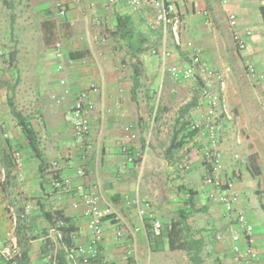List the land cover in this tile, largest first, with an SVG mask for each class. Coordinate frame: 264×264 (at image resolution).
<instances>
[{
  "label": "crops",
  "instance_id": "0c3cea01",
  "mask_svg": "<svg viewBox=\"0 0 264 264\" xmlns=\"http://www.w3.org/2000/svg\"><path fill=\"white\" fill-rule=\"evenodd\" d=\"M172 2L181 13L182 41H191L200 47L211 64L229 67L231 70L224 97L234 112L235 120L231 123L220 121L219 146L224 157V177L234 178L235 190L239 194L236 209L246 213L254 228L258 222L252 210L251 193L256 191L259 197L264 188V113L258 104L260 98L264 99V81L258 89H254L244 74V66L252 64L264 74V21L260 14V8H264V0H229L225 9L218 0ZM16 3L19 16L23 12L25 14L17 20L16 30L29 28L32 24L36 31V45L43 48L39 56H28V43L23 40L16 47L17 56H3L4 51L0 49V74L3 72L1 69H5V76L9 75L7 80H0V92L4 90L6 93V96H0V119L5 122L8 132L7 139L0 132V169H5L7 173L6 185L0 186V240H5L12 232L6 207L14 203L28 205L31 209L30 223L28 226L19 225L16 230L22 252L21 264H50V242L44 236L47 228L56 223L57 220L53 219L56 213L68 220L66 228L69 226L70 232L67 237L72 245L87 243L89 232L82 214L80 197L93 191L99 196L100 206L110 207L115 214L103 224L104 237L95 264H140V255L154 246L155 240L148 238V222L145 224L146 229L141 228L131 204L136 195L151 198L156 206H165L175 212V215L161 219L162 226L170 224L169 230L171 224L177 222V211L185 208L181 193L178 191L172 195L169 190H178L182 186L195 193V208L204 210L193 214L187 220L189 226L195 223L193 236L200 238L201 246L204 244V234L209 229L222 232L228 230L232 226L230 220L209 199L210 187L201 180L210 170L200 153L203 137L198 131L191 137L187 136L193 130L192 125L201 124L202 107L198 113L194 111L185 122L180 120V126H184V129L176 139L183 142L182 151L189 149L192 162L190 166L195 167L193 170L185 175L180 174L182 172L174 163L179 154L169 160L162 154L157 155L152 145L154 138L151 152L145 151V145L149 142L145 138L144 107L141 99L132 94V72L129 67L130 60L126 57V42L119 39L114 32L117 18L123 16L130 17L137 29L145 30L150 10L143 8L132 12L123 0L116 5H109L106 0H16ZM58 5L65 7L63 17L57 15ZM204 10L210 14V26L202 24ZM226 12L237 16L238 23L234 31L243 33L250 30L252 33L242 51L237 50L233 44ZM28 15L31 22L27 20ZM86 31H89L91 37L106 38L104 43L97 45L102 51V56L97 61L88 56ZM23 34L25 33L20 32L21 37ZM56 43L61 45L60 58L54 56ZM169 50L170 64L175 63V60L178 64L185 62L182 57L186 56L185 51L173 45H169ZM58 66H62V69L58 70ZM0 77L4 79L2 75ZM61 80L65 82L64 86L60 85ZM161 83L162 80L160 85ZM90 85L100 86L102 95L92 96L95 108L90 116L91 132L80 147L73 136L70 109L75 95ZM63 87L67 88L68 94L60 102L51 100V96L63 94ZM171 92L176 93V90ZM44 93H49L50 96L42 104ZM13 94L20 99V105L10 100ZM6 97L12 104L8 105L13 106L24 117L36 134L40 157L24 141L17 121L11 114V108L5 110L2 107L6 104ZM35 101L39 103L33 104ZM126 123H132L135 128L136 139L133 141L125 138L123 127ZM231 124L244 137L241 135L242 144L234 145V151L229 152ZM143 140L145 147L142 145ZM122 145L127 146L130 155L134 157L133 162L126 161V156L121 153ZM236 148L240 151V163L233 162L232 159L237 152ZM12 149H19L22 154V183L16 180L11 165ZM141 153L143 176L140 179L136 174L138 168L134 161ZM52 161H66L68 165L54 170L49 166ZM79 168L84 170L81 176L76 173ZM155 175L161 180L163 178L164 184L157 181L156 184L154 181L157 177H153ZM66 179L71 182L69 191L58 186ZM198 193H203L205 199H197ZM74 202H78L77 208L72 207ZM154 212L158 214L160 211L156 209ZM51 221L53 222L50 223ZM131 228H140L133 243L116 239L117 231H128ZM167 234L162 233L165 237ZM256 244L255 242L254 246ZM122 248L133 250L134 263L132 260H123L120 253ZM221 256L229 261L226 249ZM0 264H4L1 259Z\"/></svg>",
  "mask_w": 264,
  "mask_h": 264
},
{
  "label": "built area",
  "instance_id": "2783aa9c",
  "mask_svg": "<svg viewBox=\"0 0 264 264\" xmlns=\"http://www.w3.org/2000/svg\"><path fill=\"white\" fill-rule=\"evenodd\" d=\"M109 5H116L120 0H106ZM125 6L132 12H137L143 8H148L151 12L148 16L147 27L159 35L157 46L151 47L149 52L153 56H158L160 60L159 72L161 80L166 76L171 82L177 86L186 83H193L199 96V104L203 108V117L200 125H192L191 129L197 130L198 134L203 137L200 147V153L203 161L209 166V172L202 177L204 185L210 187L209 199L218 205L223 216L230 220L231 227L225 232L215 235V242L222 245L226 249L229 261L224 259H216L212 264H261V256L255 249V241L253 237V224L249 221L246 213L237 210L239 194L235 190V180L233 177H224V157L220 149L219 131L221 129L220 121L233 122L235 120L234 112L227 104L224 93L227 87L228 78L231 74L229 67H218L210 63L204 51L191 41L183 42L181 38V13L176 8L172 0H123ZM222 8L228 5L229 0H218ZM65 7L57 6L58 17H63ZM202 24L210 26L212 20L207 10L202 11ZM226 20L228 27L232 30V41L235 48L242 51L247 46V39L252 37L250 30L243 33L234 31L237 26V16L232 12H226ZM88 40V56L94 61L102 56V51L97 45L105 42L106 38L98 39L86 31ZM170 43L176 48H180L186 52V60L183 63L170 64L168 61L171 57L169 50ZM2 53H0L1 55ZM54 56L60 58L62 56L61 45L56 43L54 46ZM1 57V56H0ZM62 66H58L61 70ZM244 74L249 79L251 86L258 89L264 81V74L258 71L254 65L247 64L244 66ZM60 85L64 86L65 82L60 81ZM66 87H63V94L51 96V100L60 102L63 96L68 94ZM161 93V85L155 92L150 91L151 99H153L154 110L152 120L155 117L156 108L159 103ZM102 95V88L96 85H90L86 90L78 92L73 100L70 109V124L74 139L82 147L84 140L91 132L90 116L95 105L92 96ZM264 113V99L258 100ZM125 138L127 141L136 139L135 128L132 123H126L123 127ZM0 132L4 139L8 138L7 126L4 121H0ZM243 138L240 134L234 137L235 145H241ZM121 153L126 156L127 162H133L132 157L126 145L121 146ZM235 160L239 158L234 157ZM11 165L19 183L24 181L23 169L24 162L19 149L10 150ZM241 161V160H240ZM65 161H52L49 166L51 169L67 167ZM177 169L181 172H189L191 166L188 164H178ZM76 173L81 176L84 170L79 168ZM7 182V173L5 169H0V186L3 187ZM62 190L69 191L71 182L69 179L58 184ZM82 214L86 219L89 238L84 245L67 244L63 229L66 223L57 220L54 226H49L46 230L44 239L49 240L50 264H58L56 255L62 252L67 264H95L99 257V246L103 241V224L106 220L112 218L115 214L110 207H101L99 204V196L96 191L83 194L80 197ZM261 201L264 202V188L261 194ZM134 206L136 216L141 223V228L146 229V221L148 222V238L158 239L162 234V222L156 213L151 209L150 202L146 198L135 196L131 200ZM78 202L72 204L73 208L78 207ZM6 214L11 222V230L9 237L0 240V259L4 264H21L22 252L19 248L16 238V230L19 225L28 226L30 223L31 209L28 205L20 206L16 203L6 207ZM140 228H131L128 231H117L116 239L125 240L133 243L136 233ZM127 257L135 259L133 250L130 248L126 251Z\"/></svg>",
  "mask_w": 264,
  "mask_h": 264
},
{
  "label": "rangeland",
  "instance_id": "374dc122",
  "mask_svg": "<svg viewBox=\"0 0 264 264\" xmlns=\"http://www.w3.org/2000/svg\"><path fill=\"white\" fill-rule=\"evenodd\" d=\"M11 2L10 9L4 7L0 3V49L4 51L3 56H17L18 51H16V47L18 46L19 42L28 43V53H26L28 56H39L41 54V51H43L42 46L36 45V31L31 26L32 24H29V28L26 29H18L16 30V24L18 23L17 20H19L22 16H24V12L21 16H19L17 8H16V0H8ZM25 13H28L27 10H25ZM27 20H30V16H27ZM25 20V22L27 21ZM29 23V22H28ZM18 31V32H17ZM17 32V34H16ZM20 32H23V36L21 37ZM17 39V40H16ZM159 42V35L157 32H150L149 36V43L147 45V52L140 55V61L142 64V76H141V86L139 89H137L134 93V95L141 99V104L144 107V115L146 116V141H148V145H145V151L148 153L151 152V142L154 138V143L152 142L153 150L156 152L157 155H163L164 152L169 146L171 137L175 131L179 130L181 128L180 124L181 121L185 122L184 120L189 118L191 114H193L194 111L197 113L200 111L199 109H202L199 104V96L196 90L195 85H191L190 83L182 84L181 86H176L173 82H171L166 76L162 79L161 83V93H160V99L158 103V112L155 115V119L152 120L153 116V110H154V103L153 99L150 98L149 94L150 91H157L160 86L161 82V74L159 72V65L160 60L158 56H153L150 54L149 49L151 47L157 46ZM172 44H170V47ZM146 47V46H145ZM17 53V54H16ZM15 54V55H12ZM181 57V56H180ZM184 57V60H186V56ZM10 58V57H9ZM177 63V60H175ZM173 63V64H175ZM183 63V62H182ZM2 78L0 77V80H7V77L9 75L5 76V69H1ZM171 90H176V93H172ZM1 91V90H0ZM6 96V93L0 92V96ZM44 97V100L42 101V104H45V99L48 101V97L50 96L49 93H44L42 95ZM15 104L20 99L13 94L12 98L10 99ZM9 99L6 97V104L2 107L6 110H10V106L8 105ZM39 103L38 101L33 102ZM47 103V102H46ZM193 104V107L190 108L185 114H181L183 109L189 105ZM24 107V106H23ZM2 121V119H0ZM176 122V123H175ZM230 138L228 141L230 142L229 152L234 151V137L236 134H240V136L244 135L240 132V130H237L235 128V125L231 124V128L229 130ZM241 136V137H242ZM244 137V136H243ZM144 146V145H143ZM144 146V147H145ZM237 146V145H235ZM197 148V147H196ZM183 147L173 152L172 156L175 154H179L178 158L174 160V163L176 166L178 164H188L191 165L192 162H190V152L189 149L183 150ZM237 152L232 156L233 162L240 163L241 158L239 155V149H235ZM180 151L181 154L179 153ZM141 154H139V157L134 161L137 165L136 174L141 179V176H143V164H142V158ZM176 156V155H175ZM239 158L238 160H235L234 157ZM195 167L191 166V170H193ZM189 171V172H190ZM182 175H185L186 172L180 173ZM157 177L154 182H160L161 184L164 182L161 180V178L157 175L153 176ZM202 180V178H201ZM139 181V180H138ZM156 182V184H157ZM179 190H173L170 189L169 193L172 192V195L178 193ZM256 192V191H255ZM251 193V205H253L252 210L254 211L256 220L258 223L254 225L253 228V237L255 239V242L257 243L255 246L256 251L261 256V264H264V202L261 201V194L258 197L256 193ZM178 197V195H177ZM147 198H150V195H147ZM183 199V198H182ZM197 199L204 200L205 195L203 193H198ZM150 202V207L153 211H156L158 209L160 212H158L157 217H159L160 221L162 218H165V216H171L175 215L174 211H170L168 207L158 205L156 206L153 204V200L148 199ZM177 200V199H176ZM178 201V200H177ZM217 209V208H216ZM193 221V220H192ZM194 223V222H193ZM175 224V235L172 237V243L173 248L169 247V244L166 240V237L163 235L167 234V229L164 228L163 235L158 238L154 239L155 243L152 249L148 250L147 253H143L140 255V264H191V261L189 259V255L187 251H192L194 247L192 245H187L188 250L179 246L183 243L184 237L182 234L179 233L180 226ZM189 226V225H188ZM195 226V223L189 226L190 233L188 234L191 236V238H197L198 236H193V227ZM178 227V228H177ZM225 232V231H224ZM218 233H222L220 230H211L209 229L204 234L203 245L201 252H200V258L202 260V264H212V262L216 259H223L221 254L225 252V248L222 245H218L215 242V235ZM130 248H122L121 249V255L123 260L131 262L133 258L127 257L126 251ZM134 263V261L132 260Z\"/></svg>",
  "mask_w": 264,
  "mask_h": 264
},
{
  "label": "trees",
  "instance_id": "16d2710c",
  "mask_svg": "<svg viewBox=\"0 0 264 264\" xmlns=\"http://www.w3.org/2000/svg\"><path fill=\"white\" fill-rule=\"evenodd\" d=\"M0 3L10 9V6L12 5L11 2H9L8 0H0ZM260 14L261 17L264 21V8H260ZM150 32H154L153 30H150L147 26L145 30H139L137 29V27L134 25V22L131 20L130 17L127 16H123V17H118L117 18V24H116V29H115V35L121 39L124 40L126 42V47H127V52H126V57L130 60L129 61V67L131 68V72H132V94L134 95V92L139 89V87L141 86L140 80H141V76H142V64L140 61V55L144 54L145 52H147V45L149 43V36H150ZM146 46V47H145ZM15 55V54H12ZM10 104V103H9ZM12 105V104H10ZM193 107V104H189L187 105L183 111L181 112V114H185L190 108ZM11 114L12 116L16 119L17 124L19 126V129L21 130V134L22 137L24 139V141L27 143L28 147L31 149V151L38 157L41 156L40 150H39V145H38V141L36 138V134L34 133L33 129L29 126V123H27L24 119V117H22L19 113H17L14 109L13 106H11ZM158 112V106L156 108V112L155 115H157L156 113ZM155 119V117H154ZM184 129L181 127L179 130L175 131L172 134L169 146L167 147V149L164 152V158L166 160H169L172 157V154L174 151L180 149V147L182 146L183 142L181 140L177 141V136L178 134ZM197 130H191L188 132L187 136L191 137L194 135V133ZM185 136V137H187ZM144 143V140L142 141V145ZM42 162V160H41ZM179 192L181 193L183 199H182V203L183 206L185 208L179 209L176 213V225L180 226L179 229V233L182 234V236L184 237V241L183 243L179 246L188 250L187 245H192L194 247V249H192V251H187L188 255H189V259L191 261V264H201L202 260L200 258V246L202 241L200 240V238H191V236H189L188 234L190 233V228L187 224V220L189 219V217H191L193 214L198 213V212H204V210L202 208H195V203H194V195L195 193L192 192V190H188L186 188H183L182 186L180 188H178ZM52 218V217H51ZM50 218V219H51ZM49 219V218H48ZM49 219V220H50ZM55 221L56 220H61L64 221L67 225L68 220H66L65 218L58 216L56 213L55 218H53ZM53 221H51L50 223H52ZM170 224H164L162 226V233H163V229L166 228L168 230V226ZM19 227V226H18ZM70 232V227L67 226V228L65 227L63 229V234H64V238L67 242V244L72 245L71 242L68 239V234ZM167 236H166V240L169 244L170 248L176 247L173 246L172 243V237L175 235L176 231H175V224H171V228L168 230L167 232ZM162 236V234H161ZM160 236V237H161ZM56 259H57V263L58 264H67L63 253L62 252H58L56 255Z\"/></svg>",
  "mask_w": 264,
  "mask_h": 264
}]
</instances>
